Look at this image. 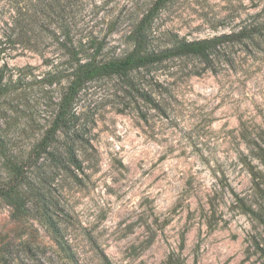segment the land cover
<instances>
[{"label": "rangeland", "instance_id": "obj_1", "mask_svg": "<svg viewBox=\"0 0 264 264\" xmlns=\"http://www.w3.org/2000/svg\"><path fill=\"white\" fill-rule=\"evenodd\" d=\"M9 2L0 0V264H264L263 32L257 49L231 50L233 68L183 57L140 71L149 101L116 79L87 85L68 128L36 156L67 58L59 20L29 25L24 0L18 13ZM61 3L73 40L100 47L97 60L129 53L145 18L155 51L264 23V0Z\"/></svg>", "mask_w": 264, "mask_h": 264}, {"label": "trees", "instance_id": "obj_2", "mask_svg": "<svg viewBox=\"0 0 264 264\" xmlns=\"http://www.w3.org/2000/svg\"><path fill=\"white\" fill-rule=\"evenodd\" d=\"M24 2V6H22L23 15L29 20V25L37 24L42 29L48 30L50 26L44 23L46 20H50L52 17L56 21L59 20L56 30L62 36L61 45L68 64L67 73L63 75L67 79V83L60 94L59 102L55 105L56 112L53 119L36 146L37 152L39 151L36 156L46 152V148L50 146L51 142L55 141L58 131L68 128L67 126L74 117L73 107L78 95L87 85L98 83L104 79H116L122 85L120 89L123 90V94H132L134 98L140 97L144 101H149L151 99L150 90L139 87V83L145 77L139 75L140 71L159 65L164 61L183 57L195 58L205 68L214 66L233 68L235 59L231 57L232 49L240 46H246L252 50L257 49L260 41H263L264 38L258 35V32H263L262 34H264V23L260 24L252 20L244 23L238 29L230 31V33L196 41L179 40L177 37H173L168 48L159 51L147 50L150 32L148 28L143 27L147 20L145 18L134 32L135 45L129 53L119 59L97 60L96 55L100 47H93V50L90 48L92 51L88 54L89 47L84 48L85 46L81 42L73 40L66 21L69 8L64 3H61V0H24ZM9 4L11 13L19 12L17 10L20 8L17 7L16 9L18 5L16 0H10ZM244 40H247V42H244ZM135 73L137 75H134ZM59 80V77L57 78L53 75L48 80V84H56ZM2 93L3 91L0 87V96ZM257 150L264 157V147L257 145ZM66 162L69 166L78 167L73 153L68 154ZM21 172L22 170H19L18 176H22ZM51 229L55 236L54 242L56 245L61 250L66 251V247L56 237L58 232L53 224Z\"/></svg>", "mask_w": 264, "mask_h": 264}]
</instances>
